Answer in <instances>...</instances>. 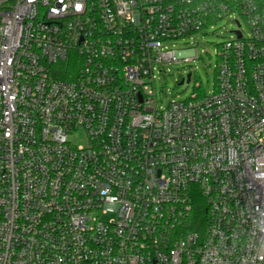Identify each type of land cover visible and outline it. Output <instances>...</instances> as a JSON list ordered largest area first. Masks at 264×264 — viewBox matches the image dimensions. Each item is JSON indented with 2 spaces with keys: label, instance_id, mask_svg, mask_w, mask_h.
<instances>
[{
  "label": "built area",
  "instance_id": "2783aa9c",
  "mask_svg": "<svg viewBox=\"0 0 264 264\" xmlns=\"http://www.w3.org/2000/svg\"><path fill=\"white\" fill-rule=\"evenodd\" d=\"M232 15L213 92L159 106ZM0 264H264V0H0Z\"/></svg>",
  "mask_w": 264,
  "mask_h": 264
},
{
  "label": "rangeland",
  "instance_id": "374dc122",
  "mask_svg": "<svg viewBox=\"0 0 264 264\" xmlns=\"http://www.w3.org/2000/svg\"><path fill=\"white\" fill-rule=\"evenodd\" d=\"M236 16H227L197 33L193 38L181 42L180 47H195L198 57L191 62L172 64L165 69V76L157 79L156 89L159 106L167 107L171 101H185L193 93L203 94L205 91L211 94L217 81V65L219 59L217 49L220 43L233 36L232 30L237 28L234 22ZM244 23V22H243ZM246 24L244 23L243 26ZM192 71L190 82L179 84L183 75ZM74 145H88L89 141L84 129H79L69 136ZM108 218V217H104Z\"/></svg>",
  "mask_w": 264,
  "mask_h": 264
},
{
  "label": "trees",
  "instance_id": "16d2710c",
  "mask_svg": "<svg viewBox=\"0 0 264 264\" xmlns=\"http://www.w3.org/2000/svg\"><path fill=\"white\" fill-rule=\"evenodd\" d=\"M205 205L201 202L197 204L194 210V223L195 225L199 223H205L206 219V210Z\"/></svg>",
  "mask_w": 264,
  "mask_h": 264
},
{
  "label": "water",
  "instance_id": "95a60500",
  "mask_svg": "<svg viewBox=\"0 0 264 264\" xmlns=\"http://www.w3.org/2000/svg\"><path fill=\"white\" fill-rule=\"evenodd\" d=\"M190 77H191V74L189 73V74L187 75V81H188V82L190 81ZM182 83H183V81L180 82V84H182Z\"/></svg>",
  "mask_w": 264,
  "mask_h": 264
},
{
  "label": "snow or ice",
  "instance_id": "6c2138e0",
  "mask_svg": "<svg viewBox=\"0 0 264 264\" xmlns=\"http://www.w3.org/2000/svg\"><path fill=\"white\" fill-rule=\"evenodd\" d=\"M79 7V6H78Z\"/></svg>",
  "mask_w": 264,
  "mask_h": 264
}]
</instances>
